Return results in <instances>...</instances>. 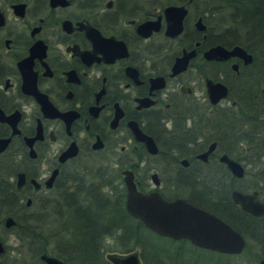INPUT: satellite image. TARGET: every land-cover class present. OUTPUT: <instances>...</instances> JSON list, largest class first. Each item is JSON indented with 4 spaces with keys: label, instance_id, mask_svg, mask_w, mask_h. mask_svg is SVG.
I'll return each instance as SVG.
<instances>
[{
    "label": "flooded vegetation",
    "instance_id": "af4514ba",
    "mask_svg": "<svg viewBox=\"0 0 264 264\" xmlns=\"http://www.w3.org/2000/svg\"><path fill=\"white\" fill-rule=\"evenodd\" d=\"M215 7L0 0V264H10L2 235L19 238L28 218L35 232L45 220L63 221L102 174L119 177L124 205L123 170L139 190L183 198L228 224L219 211L264 219L232 198L255 191L264 204V48L220 32ZM217 45L229 52L205 56ZM240 235V251L227 254L263 251L264 242ZM41 254L66 264L51 251L36 254L39 264H47Z\"/></svg>",
    "mask_w": 264,
    "mask_h": 264
},
{
    "label": "trees",
    "instance_id": "16d2710c",
    "mask_svg": "<svg viewBox=\"0 0 264 264\" xmlns=\"http://www.w3.org/2000/svg\"><path fill=\"white\" fill-rule=\"evenodd\" d=\"M214 3L216 10L226 6L230 21H223L219 15L220 32L247 46L264 48V0H214ZM252 126L253 132L262 133L260 126ZM100 179L98 186L84 187L83 204L68 208L69 217L63 221L58 219L55 229L43 231L41 228L35 232L30 228L33 222L29 218L21 224L18 235L26 237L30 259L20 264H39L36 254L40 251H51L63 257L66 264H111L106 253L132 249L138 250L141 264H232L229 261L232 256L251 255L255 261L264 255V248L257 253L247 249L240 254H227L200 249L186 238L159 235L125 210L123 186L117 175L102 174ZM219 212L252 243L264 242V219L245 213L240 220ZM52 237L55 248L49 246Z\"/></svg>",
    "mask_w": 264,
    "mask_h": 264
},
{
    "label": "water",
    "instance_id": "95a60500",
    "mask_svg": "<svg viewBox=\"0 0 264 264\" xmlns=\"http://www.w3.org/2000/svg\"><path fill=\"white\" fill-rule=\"evenodd\" d=\"M179 28L178 25L176 31H173L172 34L179 31ZM237 49L242 51L239 46L233 48V50ZM228 52L217 45L208 49L205 56L216 57L219 56L218 54H227ZM191 54V52H187L182 57L186 58ZM182 57L177 58L174 63L175 70L184 66ZM142 140L145 141L148 149L155 150L152 139ZM223 159L231 168L238 169L235 161L224 156ZM122 173L125 185V210L131 216L140 220L146 228L173 239L186 238L193 245L221 253H237L240 251L243 245V238L240 233L215 214L180 197L165 199L156 190L141 191L136 187L130 170H123ZM240 173L239 170L237 174ZM154 176L155 174L151 175L154 183H157ZM232 198L234 202L240 204L242 209L255 215L261 214L264 216V204L256 198L255 191L251 194L232 191ZM7 221L6 224H8ZM1 250L2 246L0 244ZM40 258L47 264H63L60 259L46 254H41ZM106 258L112 264H139L138 252L135 249L126 252H108ZM259 262L264 264V258Z\"/></svg>",
    "mask_w": 264,
    "mask_h": 264
},
{
    "label": "rangeland",
    "instance_id": "374dc122",
    "mask_svg": "<svg viewBox=\"0 0 264 264\" xmlns=\"http://www.w3.org/2000/svg\"><path fill=\"white\" fill-rule=\"evenodd\" d=\"M214 13L212 14L214 16V18L217 19V16H219L220 14L222 15V20L223 21H227V23H229V19L228 17V12L226 11L227 8L226 6H222L220 9H213ZM215 19V20H216ZM219 21V19H218ZM160 175V173H159ZM248 174L245 175V177L247 178V180H249V176H247ZM162 177V175H161ZM148 178V177H147ZM149 179V178H148ZM166 180V178L164 179ZM171 180V179H170ZM169 181V180H168ZM163 190H165V186L162 187ZM165 194H168L169 192H165ZM41 227L46 231L49 228L52 227V230L55 229L57 227V221L55 219H48L45 220L43 222H40ZM31 228V227H30ZM2 237L4 238V242L6 243V250L4 251L3 254V259L8 260V262L10 264L14 263L12 262V258L15 257L16 259V264H20V261H28V252L29 250L26 248V237H19L17 238V236L14 237V235H9V234H5L4 236L2 235ZM54 237H52V241L49 244L50 247L55 248V243H54ZM137 248V247H136ZM138 249V248H137ZM255 249V248H253ZM136 250V249H135ZM251 255L245 256V257H238V256H232L231 258H229V261L233 263H237V264H256V261H253L250 258ZM213 257V256H212ZM222 260H224L222 258Z\"/></svg>",
    "mask_w": 264,
    "mask_h": 264
},
{
    "label": "bare ground",
    "instance_id": "6f19581e",
    "mask_svg": "<svg viewBox=\"0 0 264 264\" xmlns=\"http://www.w3.org/2000/svg\"><path fill=\"white\" fill-rule=\"evenodd\" d=\"M209 15V14H208Z\"/></svg>",
    "mask_w": 264,
    "mask_h": 264
}]
</instances>
